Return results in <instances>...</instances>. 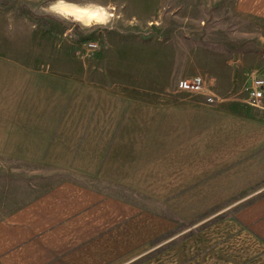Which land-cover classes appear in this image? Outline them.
<instances>
[{
    "label": "crops",
    "instance_id": "crops-1",
    "mask_svg": "<svg viewBox=\"0 0 264 264\" xmlns=\"http://www.w3.org/2000/svg\"><path fill=\"white\" fill-rule=\"evenodd\" d=\"M233 9L264 20V0ZM42 79L0 59V162L73 145L76 171L100 185L65 180L1 215L0 264H264V192L205 216L212 195L264 178L263 107L215 108L212 141V109L183 92L76 91L52 107Z\"/></svg>",
    "mask_w": 264,
    "mask_h": 264
},
{
    "label": "rangeland",
    "instance_id": "rangeland-1",
    "mask_svg": "<svg viewBox=\"0 0 264 264\" xmlns=\"http://www.w3.org/2000/svg\"><path fill=\"white\" fill-rule=\"evenodd\" d=\"M233 1L0 0V59L49 80L52 107L76 91H178L179 79L200 75L217 100L207 104L189 92L180 100L212 109L211 139L218 140L214 109L228 102L249 107L250 78L264 80V20L236 13ZM66 5L102 19L81 22L63 11ZM19 149L17 162H0V216L65 180L100 185L76 171L73 145ZM244 183L241 194L212 195L220 206L205 216H223L264 192V178Z\"/></svg>",
    "mask_w": 264,
    "mask_h": 264
},
{
    "label": "built area",
    "instance_id": "built-area-1",
    "mask_svg": "<svg viewBox=\"0 0 264 264\" xmlns=\"http://www.w3.org/2000/svg\"><path fill=\"white\" fill-rule=\"evenodd\" d=\"M91 47H95V45H91ZM176 88L180 92L201 95L207 104H213L217 100L212 86L200 75L179 79ZM245 92L247 94L245 102L252 107H260L264 95V80L260 77L252 76L249 85L245 88Z\"/></svg>",
    "mask_w": 264,
    "mask_h": 264
},
{
    "label": "bare ground",
    "instance_id": "bare-ground-1",
    "mask_svg": "<svg viewBox=\"0 0 264 264\" xmlns=\"http://www.w3.org/2000/svg\"><path fill=\"white\" fill-rule=\"evenodd\" d=\"M65 7V6H64ZM67 8H64L63 11L67 14H69L70 16L75 17L77 20L81 21V22H92V21H100L102 19L101 17V13H99L98 11H94V10H87V9H74V8H69L66 5ZM75 7V6H74Z\"/></svg>",
    "mask_w": 264,
    "mask_h": 264
}]
</instances>
